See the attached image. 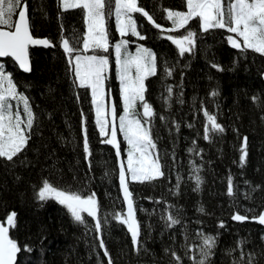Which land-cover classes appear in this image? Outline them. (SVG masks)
Masks as SVG:
<instances>
[{
  "label": "trees",
  "instance_id": "trees-1",
  "mask_svg": "<svg viewBox=\"0 0 264 264\" xmlns=\"http://www.w3.org/2000/svg\"><path fill=\"white\" fill-rule=\"evenodd\" d=\"M28 4L34 35L49 38L55 46H31L28 73L20 70L11 58L0 60L14 74L19 90L31 97L38 117L26 150L14 162L0 158V220L6 224L7 215L14 211L16 228L10 235L19 245L32 248L31 252L18 253V264H107L103 250L98 247L97 233L91 227L94 224L91 218H87L90 227L86 229L74 222L66 208L55 200L42 204L36 199L34 188L44 178L82 194H96L102 218L108 219L101 238L114 264H175L166 249L178 250L182 264H192L181 247L185 243V226L190 244L198 243L195 233L200 229L218 237L211 264H232L239 256L240 240L246 241L243 248L246 253L255 254L256 264H264V225L252 219L264 211V56L232 48L226 39L229 33L216 29L200 35L195 51L181 57L175 45L162 38L160 29L141 14H133L138 24L143 25L148 39L127 38L151 48L158 57L157 75L145 81L146 99L155 111L150 127L165 165L163 178L151 183H129L141 225L137 253L127 226L109 215L125 211L116 150L101 143L90 89L74 84L60 47L61 26L66 38L72 37L74 31L82 35L86 30L83 11H62L58 0H28ZM143 4L146 10L155 13L163 28L171 27V22L164 19L163 9L187 10L186 0H143ZM108 27L116 37L114 11ZM192 27L199 28L198 20L192 22ZM166 63L174 66V72L164 78ZM213 63L223 70L213 68ZM109 77L107 90L119 106L116 69ZM166 85L173 87L169 104L162 98L167 95ZM212 90L218 95L212 97ZM177 97L184 102L179 103ZM253 97H258L259 103H254ZM201 103L218 115V122L225 129L211 141L203 139L205 117ZM82 111L87 117L92 151L87 160L83 151ZM161 116L165 119L161 120ZM244 137L248 138L247 157L241 167L239 149ZM193 140L197 149L202 150L199 156L188 152ZM121 150L126 159L127 146L122 138ZM190 160L201 167L203 183L198 191H194L195 183L189 178ZM229 174L236 188L234 196L227 193ZM177 175L182 178L179 189L175 186ZM167 205H174L180 211L183 225L165 226L161 217ZM200 207L203 213L197 211ZM237 210L249 218L234 221L232 215ZM229 249H235L232 256L227 255Z\"/></svg>",
  "mask_w": 264,
  "mask_h": 264
},
{
  "label": "snow or ice",
  "instance_id": "snow-or-ice-1",
  "mask_svg": "<svg viewBox=\"0 0 264 264\" xmlns=\"http://www.w3.org/2000/svg\"><path fill=\"white\" fill-rule=\"evenodd\" d=\"M58 4L62 11L70 9L83 11L86 30L82 35L74 31L72 37L66 38L61 26L60 47L67 58L68 70L72 73L74 84L79 88L91 90V105L95 114V124L102 138L101 143L116 149V156L120 161L119 185L126 211L112 212L109 215L127 226L133 248L139 253L141 225L136 218L137 209L129 183H151L163 178L165 165L158 152L157 137L150 127L155 111L146 99L145 81L157 75L158 57L151 48L143 44H137L134 53L129 51V44L134 41L127 37H135L139 41L148 39L143 33V25L138 24L133 14H141L155 28L160 29L162 38L171 41L181 57L195 51L200 35L216 29H223L229 33L226 39L232 48L240 50L241 53L251 50L264 56V0H186V11L163 9L166 13L164 19L171 22L169 28H163L157 22L155 13L146 10L143 0H114V5L113 0H58ZM113 11L115 30L120 37L114 44L110 43L111 32L108 27V17L113 15ZM197 20L198 29L192 27V22ZM77 44H82V47H77ZM36 45L55 46L49 38H37L34 35L28 0H0V58H11L20 70L28 73L31 71L29 49ZM110 48L114 51L116 76L120 84L119 106L106 104L105 101L104 90L109 58L98 53H107ZM89 51L92 52L91 55L87 54ZM212 67L218 71L223 70L216 63H213ZM163 72L164 78L171 77L174 66L166 63ZM164 91L167 95L162 98L165 104H169L173 97V87L166 85ZM210 95L215 97L218 92L212 90ZM77 99L80 97L77 96ZM252 99L254 103H259L258 97ZM177 100L179 103L184 102L180 97H177ZM119 107H122V113L118 112ZM138 108L142 109V112L138 111ZM200 108L205 117L203 139L211 141L214 135L222 134L225 129L218 122L217 114L204 108L203 103ZM81 117L84 128L83 151L87 160L92 151L87 135V117L83 111ZM37 119L31 97L19 90L14 74L8 70L6 62L0 61V158L14 162V158L26 150ZM160 119L164 120L165 117L161 116ZM118 133L127 144L126 165L120 160L122 150L117 139ZM247 141L248 138L244 137L239 149L241 167L247 157ZM201 151L197 149L196 141L193 140L188 152L199 156ZM189 172V178L195 183L194 191H198L203 179L200 175L201 167L195 160H190ZM181 179L177 175L175 185L177 189L180 187ZM227 183L228 195L234 196L236 188L231 174ZM34 192L36 199L42 204L55 200L65 207L73 221L84 225L86 229L90 227L87 218H91L94 222L91 227L99 240L98 247L103 250L107 264H114L101 238L108 219L102 218L101 205L94 192L82 194L81 191H73L48 178L42 179L41 184L34 188ZM245 198H248L247 195ZM197 211L203 213L204 209L200 207ZM16 215L13 211L7 215L6 224L0 223V264H18V253L32 251L29 245H19L10 235L11 230L16 228ZM161 218L167 228L183 225L182 214L174 205H167ZM248 218L240 214L239 210L232 215L234 221H244ZM252 219L264 225V211ZM220 226H224L222 222ZM195 237L198 243H188L191 237L185 226V243L181 246L185 250V255L192 264H211L218 237L207 234L202 229L196 231ZM245 245L244 240L237 242V249H240V252L239 256L232 260V264H256L255 254L243 250ZM165 251L170 254L175 264H182L183 257L179 255L178 250ZM234 251L235 249H229L227 255L232 256Z\"/></svg>",
  "mask_w": 264,
  "mask_h": 264
},
{
  "label": "rangeland",
  "instance_id": "rangeland-1",
  "mask_svg": "<svg viewBox=\"0 0 264 264\" xmlns=\"http://www.w3.org/2000/svg\"><path fill=\"white\" fill-rule=\"evenodd\" d=\"M114 21H115V15H114ZM111 32V31H110ZM117 33V32H116ZM114 34V33H113ZM112 33H111V37H112V39L115 41V39L117 40V38L113 35ZM119 35V34H118ZM136 45L137 44H134V43H132V42H130V44H129V51L130 50H132V53H134L135 52V50H136ZM113 53H114V51H113ZM87 54H89V55H91L92 54V52L91 51H89ZM98 54H103V55H106V56H108V58H109V66H108V70H107V73H106V75H107V79H109L110 77V74H111V71H112V69H114L113 67H111V60H110V55H109V53L107 52V53H98ZM115 56V55H114ZM117 77V76H116ZM118 79V78H117ZM118 82H119V80H118ZM119 87H120V84H119ZM105 93H106V95H105V101H106V104H107V87H105ZM90 93H91V90H90ZM110 97H112V94H110ZM121 103V102H120ZM94 112V111H93ZM119 113H122V107H121V110H120V112ZM94 119H95V114H94ZM120 138H122L123 139V136L120 134ZM124 144L127 146V144H126V142H124ZM126 160H127V155H126V159H125V163H126Z\"/></svg>",
  "mask_w": 264,
  "mask_h": 264
},
{
  "label": "flooded vegetation",
  "instance_id": "flooded-vegetation-1",
  "mask_svg": "<svg viewBox=\"0 0 264 264\" xmlns=\"http://www.w3.org/2000/svg\"><path fill=\"white\" fill-rule=\"evenodd\" d=\"M108 20H110V17L108 18ZM116 37H117V35H116ZM110 43H113L114 44V41H113V39H112V37H111V41H110ZM109 55H110V60H111V67H113L114 69H116V61H115V56H114V53H113V50L110 48V50H109ZM29 55H30V53H29ZM5 58H0V60H4ZM30 60H31V58H30ZM14 62V61H13ZM14 64H15V62H14ZM18 66V65H17ZM113 70V69H112ZM111 73H112V71H111ZM106 84H107V80H106ZM107 100L109 101V99H110V94L111 93H109L108 92V90H107ZM113 97V96H112Z\"/></svg>",
  "mask_w": 264,
  "mask_h": 264
},
{
  "label": "water",
  "instance_id": "water-1",
  "mask_svg": "<svg viewBox=\"0 0 264 264\" xmlns=\"http://www.w3.org/2000/svg\"><path fill=\"white\" fill-rule=\"evenodd\" d=\"M37 38H47V37H40V36H36ZM30 65H31V60H30ZM109 104H114V105H116L115 104V101H114V99L113 98H111L110 100H109ZM116 123H117V127H118V117H117V120H116ZM117 139H118V141L120 142V134L118 133V135H117ZM121 143V142H120ZM116 150V149H115ZM120 160H123L124 161V158H123V155L121 156V158H120ZM119 160H118V168H119ZM121 194H122V192H121ZM122 197H123V195H122ZM125 211H126V205H125ZM0 223H3L1 220H0Z\"/></svg>",
  "mask_w": 264,
  "mask_h": 264
}]
</instances>
